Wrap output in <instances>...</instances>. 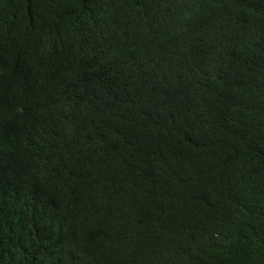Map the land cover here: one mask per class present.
I'll use <instances>...</instances> for the list:
<instances>
[{
  "label": "trees",
  "instance_id": "1",
  "mask_svg": "<svg viewBox=\"0 0 264 264\" xmlns=\"http://www.w3.org/2000/svg\"><path fill=\"white\" fill-rule=\"evenodd\" d=\"M195 3L84 78L0 15V264H264V0Z\"/></svg>",
  "mask_w": 264,
  "mask_h": 264
},
{
  "label": "clouds",
  "instance_id": "2",
  "mask_svg": "<svg viewBox=\"0 0 264 264\" xmlns=\"http://www.w3.org/2000/svg\"><path fill=\"white\" fill-rule=\"evenodd\" d=\"M53 0H0V15L11 13L19 17L17 11L25 7L35 12L32 28L38 29L37 44L31 47L32 55L46 65L77 62L79 75L84 78L92 61L104 54L117 57L129 43L135 44L140 36L150 34L168 26L175 28L178 23L191 21L192 9H199L196 0H62L71 9L78 10L73 23L60 21L50 6ZM15 5V10H13ZM257 20H253L255 22ZM20 38L16 41L19 50L7 41V53L0 57V68L11 69L9 63L22 52L25 32L18 30ZM58 32V34L56 33ZM174 31L167 30L171 35ZM68 48V59L66 52ZM20 59L16 60V64ZM16 75H18V68Z\"/></svg>",
  "mask_w": 264,
  "mask_h": 264
}]
</instances>
